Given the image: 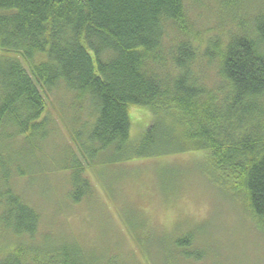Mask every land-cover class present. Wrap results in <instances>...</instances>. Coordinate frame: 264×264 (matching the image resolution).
<instances>
[{
  "label": "trees",
  "instance_id": "1",
  "mask_svg": "<svg viewBox=\"0 0 264 264\" xmlns=\"http://www.w3.org/2000/svg\"><path fill=\"white\" fill-rule=\"evenodd\" d=\"M199 2L0 0V51L15 54L0 53V264L100 262L75 242L38 241L41 215L12 186L50 135L46 98L61 87L87 117L74 118L82 158L66 166L73 202L92 191L85 162L198 151L209 181L264 232V12L203 44L187 6ZM132 106L153 114L135 143ZM20 140L24 152L13 150ZM194 242V232L177 239L165 264L199 259Z\"/></svg>",
  "mask_w": 264,
  "mask_h": 264
},
{
  "label": "rangeland",
  "instance_id": "2",
  "mask_svg": "<svg viewBox=\"0 0 264 264\" xmlns=\"http://www.w3.org/2000/svg\"><path fill=\"white\" fill-rule=\"evenodd\" d=\"M187 6L203 44L215 36L225 40L239 25L250 28L254 17L264 12V0H238L228 9L216 0ZM208 75L215 82L213 69ZM46 101L50 135L31 162L24 164L26 175L12 179L14 190L41 215L38 241L75 242L100 258L99 264L112 259L117 264H165L167 253L175 251L174 242L194 232L191 251L199 259L176 258L178 263L170 264H264V232L239 201L209 181L201 169L204 152L121 161L104 157L92 166L85 162L92 191L73 202L66 166L71 157L82 158L72 138L79 126L74 118L82 117V123L87 117L78 114L73 94L63 87ZM130 119V139L135 143L152 123L153 114L146 107L132 106ZM23 144L18 141L13 150L23 151Z\"/></svg>",
  "mask_w": 264,
  "mask_h": 264
}]
</instances>
